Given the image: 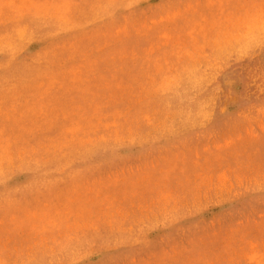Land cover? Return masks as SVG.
<instances>
[{"label": "rangeland", "instance_id": "obj_1", "mask_svg": "<svg viewBox=\"0 0 264 264\" xmlns=\"http://www.w3.org/2000/svg\"><path fill=\"white\" fill-rule=\"evenodd\" d=\"M0 264H264V0H0Z\"/></svg>", "mask_w": 264, "mask_h": 264}]
</instances>
